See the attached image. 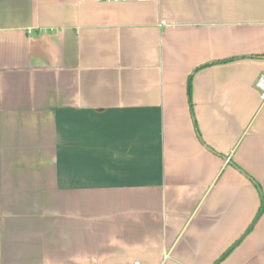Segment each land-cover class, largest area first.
Instances as JSON below:
<instances>
[{"label":"crops","instance_id":"obj_1","mask_svg":"<svg viewBox=\"0 0 264 264\" xmlns=\"http://www.w3.org/2000/svg\"><path fill=\"white\" fill-rule=\"evenodd\" d=\"M264 0H0V264H264Z\"/></svg>","mask_w":264,"mask_h":264},{"label":"built area","instance_id":"obj_2","mask_svg":"<svg viewBox=\"0 0 264 264\" xmlns=\"http://www.w3.org/2000/svg\"><path fill=\"white\" fill-rule=\"evenodd\" d=\"M257 86H258V88H259L260 91H261V98H262V100L264 101V76H262V77L259 79V81H258V83H257ZM133 264H142V263L139 262V261H134Z\"/></svg>","mask_w":264,"mask_h":264},{"label":"trees","instance_id":"obj_3","mask_svg":"<svg viewBox=\"0 0 264 264\" xmlns=\"http://www.w3.org/2000/svg\"><path fill=\"white\" fill-rule=\"evenodd\" d=\"M263 207H264V203L262 204V208H261V210H263Z\"/></svg>","mask_w":264,"mask_h":264}]
</instances>
